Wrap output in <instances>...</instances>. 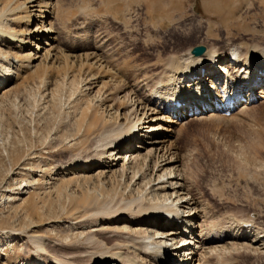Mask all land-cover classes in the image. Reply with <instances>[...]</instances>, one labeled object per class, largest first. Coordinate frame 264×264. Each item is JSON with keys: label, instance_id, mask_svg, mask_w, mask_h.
<instances>
[{"label": "rangeland", "instance_id": "374dc122", "mask_svg": "<svg viewBox=\"0 0 264 264\" xmlns=\"http://www.w3.org/2000/svg\"><path fill=\"white\" fill-rule=\"evenodd\" d=\"M61 1L62 16L55 21L57 41L52 44L59 55L99 49L116 66L148 72L160 43L168 39L179 48L187 46L176 33L191 30L198 38L189 46L225 48L244 43L264 48V0ZM0 65L4 75L6 66ZM17 65L10 67L19 74L14 85L20 86V95L3 97L6 85L0 79V264H57L56 259L65 256L76 264H88L90 253L108 252L121 244L117 227L122 221L104 213L107 209L115 213L130 200L134 184L120 177L98 179L93 173L87 182L64 188L63 181L71 177L59 176L62 170L75 155L86 156V151L68 148L74 138H68L67 125L59 128L62 114L69 111L68 98L59 95L52 105L36 88L39 81L32 79L42 74L43 65L37 73L33 68L24 74L17 72ZM117 109L124 113L121 106ZM244 111L220 120L190 117L174 125L165 140L205 210L204 228L216 224L236 232L239 222L254 220L264 230V98ZM12 196L19 200L11 202ZM200 222L194 220L193 231ZM35 237L44 239L43 251L34 245ZM233 252L235 264H264V256ZM202 256L198 249L196 259Z\"/></svg>", "mask_w": 264, "mask_h": 264}, {"label": "bare ground", "instance_id": "6f19581e", "mask_svg": "<svg viewBox=\"0 0 264 264\" xmlns=\"http://www.w3.org/2000/svg\"><path fill=\"white\" fill-rule=\"evenodd\" d=\"M61 2L0 0V64L6 66L0 79L6 85L3 97L17 95L21 89L14 83L19 74H14L12 63H18L15 69L23 74L33 68L37 73L43 65L42 74L32 76L39 81L36 88L42 89L51 104L58 102L59 95L67 96L69 111L60 112L59 128L67 125L68 138H74L68 148L86 151V156L75 155L62 170L59 176L71 177L63 181L64 188L72 182H87L93 173H98V179L120 177L134 184L130 200L115 213L111 209L104 213L115 217V222L122 221L117 227L121 244L108 252L90 253L88 264H216V260L235 264L233 251L264 256V230L254 220L239 222L236 232L216 228V224L204 228L205 210L177 166L176 153L165 144L173 126L190 117L220 120L221 113H243L264 98V48L198 43L206 51L195 56L196 46L189 44L198 38L197 31H179L177 40L187 46L179 48L168 39L160 43L156 61L146 67L152 68L149 74L135 66H116L99 49L59 55L52 44L57 41L55 21L62 16ZM94 88L97 91L91 97ZM117 106L124 113L119 114ZM17 196L10 197L11 202ZM194 220L202 221L196 227L199 234L192 230ZM33 243L38 251L44 250L43 238L35 237ZM198 249L204 256L196 259ZM56 261L77 263L70 256Z\"/></svg>", "mask_w": 264, "mask_h": 264}, {"label": "water", "instance_id": "95a60500", "mask_svg": "<svg viewBox=\"0 0 264 264\" xmlns=\"http://www.w3.org/2000/svg\"><path fill=\"white\" fill-rule=\"evenodd\" d=\"M205 51L206 49L204 47H196L194 48L192 52H193V55L195 56H201L205 53Z\"/></svg>", "mask_w": 264, "mask_h": 264}]
</instances>
